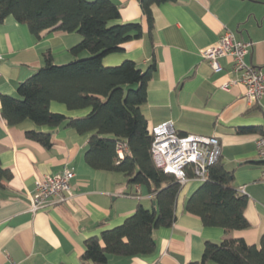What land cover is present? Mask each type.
Returning a JSON list of instances; mask_svg holds the SVG:
<instances>
[{
    "label": "crops",
    "instance_id": "1",
    "mask_svg": "<svg viewBox=\"0 0 264 264\" xmlns=\"http://www.w3.org/2000/svg\"><path fill=\"white\" fill-rule=\"evenodd\" d=\"M114 1L119 4L117 22H140L142 35L123 43V50L105 55L103 64L127 59L144 70L154 62L140 106L148 128L170 121L180 135L217 136L220 160L233 171L237 191L247 197L243 213L249 226L226 231L206 226L186 212L188 196L203 182L189 179L177 197L173 223L153 231L154 251L132 257L108 255L107 264H188L201 260L206 241L224 238L259 246L264 233V165L258 162L255 139L264 132V94L258 104H249L241 83L223 89V82L237 76L231 58H219L221 69L214 71L200 52L229 30L253 42L244 60L264 72V1L166 0L152 4L151 30L139 0ZM81 38L78 32L61 30H45L37 37L26 23L5 17L0 22V95L16 96L18 83L44 65L45 54L55 64L74 59L70 48ZM87 55L83 51L78 56ZM49 109L66 119L89 111L68 109L57 101H51ZM27 130L50 133L51 146L29 139ZM90 134L78 133L66 120L57 126H39L29 119L9 125L0 116V166L10 171L0 185V264L8 259L19 264H83L88 237L119 225L139 203L153 206L146 186L128 184L122 173L86 163ZM64 169L74 172L73 196L31 211L34 181Z\"/></svg>",
    "mask_w": 264,
    "mask_h": 264
},
{
    "label": "trees",
    "instance_id": "2",
    "mask_svg": "<svg viewBox=\"0 0 264 264\" xmlns=\"http://www.w3.org/2000/svg\"><path fill=\"white\" fill-rule=\"evenodd\" d=\"M148 29L152 28L151 6L166 0H139ZM264 1V0H256ZM26 23L39 37L45 30L78 32L81 40L70 48L74 59L55 64L45 54L44 65L18 83L17 95H0V116L9 125L26 119L36 125L66 124L78 133L91 132L84 154L94 169L120 172L126 183L146 186L155 204H138L119 225L84 241L83 264H107L108 255L141 256L155 249L153 231L175 220V204L183 186L173 173L157 167L151 155L153 135L140 110L146 100L147 82L155 69L151 62L142 70L132 60L104 65L102 58L123 50V43L142 35L140 22H117L119 4L114 0H0V22L7 16ZM87 51V56H78ZM51 101L68 109L89 108L86 115L69 118L49 109ZM26 136L45 147L50 133L27 130ZM119 150L122 156L119 155ZM264 165V160L258 161ZM186 176L192 171L186 169ZM10 171L0 166L1 180ZM233 171L220 157L187 198L186 212L198 216L206 226L226 231L249 226L244 216L247 197L237 191ZM102 242V243H101ZM188 264H264V233L259 246L241 238L206 241L199 261Z\"/></svg>",
    "mask_w": 264,
    "mask_h": 264
},
{
    "label": "built area",
    "instance_id": "3",
    "mask_svg": "<svg viewBox=\"0 0 264 264\" xmlns=\"http://www.w3.org/2000/svg\"><path fill=\"white\" fill-rule=\"evenodd\" d=\"M252 44L251 41L237 38L232 31L225 30L218 40L205 47L200 55L214 71L221 69L219 58L230 57L232 72L237 76L223 82L221 87L227 89L232 84L241 83L244 86L246 101L249 104H258L264 94V72L244 60ZM151 133V155L155 165L165 172L173 173L181 184L189 179L205 181L209 166L221 155L220 141L215 135H180L170 121L153 126ZM255 152L258 159L264 160V132L255 139ZM119 155L122 156L120 150ZM186 169L192 171L190 178L186 176ZM73 176L71 169H64L36 179L34 190L29 194L30 210L34 212L70 199L73 196L70 185ZM7 264L19 263L8 259Z\"/></svg>",
    "mask_w": 264,
    "mask_h": 264
},
{
    "label": "water",
    "instance_id": "4",
    "mask_svg": "<svg viewBox=\"0 0 264 264\" xmlns=\"http://www.w3.org/2000/svg\"><path fill=\"white\" fill-rule=\"evenodd\" d=\"M152 204H155V201H152Z\"/></svg>",
    "mask_w": 264,
    "mask_h": 264
},
{
    "label": "rangeland",
    "instance_id": "5",
    "mask_svg": "<svg viewBox=\"0 0 264 264\" xmlns=\"http://www.w3.org/2000/svg\"><path fill=\"white\" fill-rule=\"evenodd\" d=\"M64 64V63H63Z\"/></svg>",
    "mask_w": 264,
    "mask_h": 264
}]
</instances>
